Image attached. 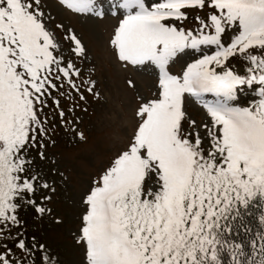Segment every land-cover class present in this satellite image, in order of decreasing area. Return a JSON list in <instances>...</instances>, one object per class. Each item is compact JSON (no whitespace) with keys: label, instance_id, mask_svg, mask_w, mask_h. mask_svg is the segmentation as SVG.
<instances>
[{"label":"snow or ice","instance_id":"1","mask_svg":"<svg viewBox=\"0 0 264 264\" xmlns=\"http://www.w3.org/2000/svg\"><path fill=\"white\" fill-rule=\"evenodd\" d=\"M64 3L103 18V0ZM43 7L41 0H0V264H35L37 250L41 264H55L35 237L29 246L19 211L25 205L45 211L33 199L39 175L27 153L37 135L47 134L40 113L58 90L53 81L63 77L59 88L79 91L73 78L80 70L59 53ZM205 8V17L184 26L188 10ZM113 9L123 12L112 41L119 59L155 66L161 91L140 109L146 119L134 143L86 197L82 237L89 264H223L225 251L230 264H264V233L250 241L251 255L225 238L240 207L264 198V0H119ZM229 30L235 34L225 42ZM66 39L73 55L84 53L74 33ZM189 56L196 58L182 75L168 71L175 59ZM232 58L244 62L243 73L227 66ZM248 89L258 98L242 106ZM186 94L212 119L207 154L199 133L193 143L192 133L182 131ZM59 115L63 121V111ZM150 173L160 187L145 192Z\"/></svg>","mask_w":264,"mask_h":264},{"label":"rangeland","instance_id":"2","mask_svg":"<svg viewBox=\"0 0 264 264\" xmlns=\"http://www.w3.org/2000/svg\"><path fill=\"white\" fill-rule=\"evenodd\" d=\"M118 2L103 0L104 15L97 18L94 14L77 13L60 0H41L46 28L56 37L59 53H63L65 62L72 59L80 70L79 77L73 78L79 91L69 86L61 88L65 91L63 96L70 100L69 104L68 101L61 104L59 113L63 111V121L59 113L55 114L59 115L56 118H51L50 126L54 124L55 130L41 140L43 147L32 159L31 172L39 175L33 199L45 211L37 213L35 207L29 205L19 211L22 221L32 220L27 232L29 246L31 238L35 237L36 245H43L47 254L54 257L55 264H89L87 245L82 237L84 216L89 210L86 197L99 186L101 176L115 159L134 143L138 128L146 119V114L139 115L142 106L160 98L159 71L155 66H134L117 56L112 41L123 18L122 10L116 9L120 14H113V5ZM209 11L208 8L188 10L184 26L193 27L195 17H205ZM72 33L85 49L80 56L72 54L73 45L66 39ZM234 34L229 30L224 41L230 42ZM59 53L54 50V55ZM195 58L179 57L170 63L168 71L182 75L187 63ZM227 66L237 73H243L245 69L239 58L230 59ZM257 98L253 89L246 90L242 106ZM183 109V133H192L193 143L195 134L199 133L207 154L212 147L208 132L213 127L207 109L187 94ZM192 121H195L194 125ZM216 132L219 134L218 128ZM42 182H47L48 187H40ZM159 187L158 176L150 173L144 181L145 192L149 189L157 191ZM35 264H41L39 250L35 251Z\"/></svg>","mask_w":264,"mask_h":264},{"label":"trees","instance_id":"3","mask_svg":"<svg viewBox=\"0 0 264 264\" xmlns=\"http://www.w3.org/2000/svg\"><path fill=\"white\" fill-rule=\"evenodd\" d=\"M258 51V50H256ZM63 81V78L61 77V81H53L54 83H57L58 90L52 91V97H55L57 100V95H59L62 102H66L65 99L62 97L61 88H59L60 82ZM68 85L65 84L64 88H66ZM52 97L47 98V107H45L40 113L41 119L47 118L48 115L52 116L53 110L55 109V104L53 103ZM50 118H47V124L45 125L47 129V134L50 133V131L55 130L54 124L52 127L50 126L52 122L49 120ZM45 135V136H46ZM44 136V137H45ZM44 137H40L37 135V142L35 147H30L27 153V156L31 158V160L36 156L37 150L41 147V140ZM33 161V160H32ZM28 206V205H26ZM240 215L237 216L234 220H231L232 224V234L231 236L225 235L226 239H231L234 241H239L244 245V250L248 255H251L252 249L250 245V241L254 238H256L257 233H264V221L261 220V217H264V198H261L260 196H257L255 199H253L249 205L244 208L240 207L239 209ZM32 224V220L29 218L25 221H23V230L24 235L27 236V232L29 231L30 225ZM223 264H230V257L229 254L225 251L221 253Z\"/></svg>","mask_w":264,"mask_h":264}]
</instances>
